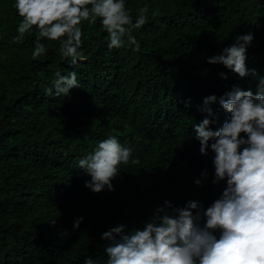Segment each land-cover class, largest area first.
<instances>
[{"label": "trees", "instance_id": "16d2710c", "mask_svg": "<svg viewBox=\"0 0 264 264\" xmlns=\"http://www.w3.org/2000/svg\"><path fill=\"white\" fill-rule=\"evenodd\" d=\"M126 7L134 20L146 9V23L133 30L140 50L109 49L98 18L82 24L72 64L47 38L45 54L33 59L35 26L17 41L22 17L14 0H0V264H84L88 256L106 264L101 234L110 227H142L165 201L207 208L226 187L213 183L214 153L200 152L194 125L208 115L198 107L206 96L234 85L255 92L264 76V0H126ZM249 32L246 65L257 75L208 63ZM72 71L79 86L56 95L57 74ZM210 107L216 130L229 114L218 101ZM109 135L137 162L119 166L112 191L93 192L78 161Z\"/></svg>", "mask_w": 264, "mask_h": 264}, {"label": "clouds", "instance_id": "9594fccd", "mask_svg": "<svg viewBox=\"0 0 264 264\" xmlns=\"http://www.w3.org/2000/svg\"><path fill=\"white\" fill-rule=\"evenodd\" d=\"M14 7L22 17L16 28L17 41L35 26L33 59L45 54L41 41L47 38L59 41L61 59L70 57L72 64L81 55L78 49L84 22L94 24L99 18L108 34L109 49L127 44L139 51L141 45L133 30L148 19L146 9L141 8L134 20L126 0H14ZM233 40L209 56L208 63L221 64L241 78L257 75L246 65L254 34H238ZM53 86L56 95L68 94L79 86L77 73L57 74ZM217 101L229 115L213 130L210 105ZM198 107L208 115L194 125L195 137L202 154L206 155L209 148L214 153L213 183L226 182L222 194L207 208L198 200H190L183 207L165 201L142 227L127 231L123 224L110 227L101 234L108 242L104 247L106 264H264V76L258 77L255 92L234 85L219 98L206 96ZM132 153L133 149L114 135L99 141L78 161L77 167L91 177L85 186L93 192L112 191L119 166L130 158L137 162ZM202 175H207L206 170ZM83 219L77 218L73 226L79 228ZM84 264L97 261L88 256Z\"/></svg>", "mask_w": 264, "mask_h": 264}]
</instances>
